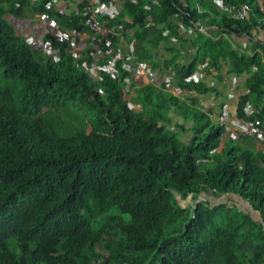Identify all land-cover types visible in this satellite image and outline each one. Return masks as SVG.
<instances>
[{"label":"trees","instance_id":"1","mask_svg":"<svg viewBox=\"0 0 264 264\" xmlns=\"http://www.w3.org/2000/svg\"><path fill=\"white\" fill-rule=\"evenodd\" d=\"M137 1L112 21L133 32L137 54L152 60L165 46L177 84L203 93L207 85L184 79L206 60L251 73L240 116L250 102L264 129V47L249 55L232 43V34L264 30V0H224L249 5L245 19L215 0ZM45 2L0 0V264H264V155L232 139L219 151L225 125L196 103L189 116L179 96L152 83L132 81L142 108L131 110L126 71L91 76L56 39L60 58L47 59L7 17L47 11ZM52 15L83 28L80 16ZM186 42L197 48L190 62ZM174 105L194 122L189 142L170 127Z\"/></svg>","mask_w":264,"mask_h":264},{"label":"built area","instance_id":"2","mask_svg":"<svg viewBox=\"0 0 264 264\" xmlns=\"http://www.w3.org/2000/svg\"><path fill=\"white\" fill-rule=\"evenodd\" d=\"M32 1L36 2L37 0ZM57 1L59 0L48 2L47 11L37 13L38 23H47L46 31L40 34L26 35L27 42L42 50L47 58L51 59L53 57L55 60L60 58L58 55L59 47L55 46L53 41L56 39L65 45V49L68 52H72L76 62H80V66L85 67L91 76H99L100 72L104 70L110 72L112 77L118 78L122 74V70L126 71L127 75L123 78L125 82L123 90L128 106L134 109H138L140 104H136L133 100L136 97V93L132 89L133 80L140 85H144L146 82L152 83L158 88H163L165 91L175 95L186 89L174 81L175 71L171 69L161 74L163 76L156 80L153 72L155 69L154 64L143 62L139 59L136 38L130 39L129 37V35H133V32L125 27L123 22H112L122 13L121 11H123L127 0H74L76 4L73 14L82 18V29L76 26L67 29L62 28L59 21L53 17L51 8L54 7L57 12H62L69 17L72 14H69L67 9L57 6ZM129 1L138 2L137 0ZM215 3L219 10L227 11L237 19H245L250 16L251 10L247 4L236 7L234 5H226L224 0H215ZM259 5L264 13V6H262L261 1H259ZM146 9L149 10L150 6L147 5ZM146 19L145 26L151 27L154 22L153 18L147 16ZM127 20L133 23L132 20ZM29 25V22H20L15 26V30L18 32ZM180 27L186 33L193 30L192 27H185L182 23H180ZM198 28L201 31H207V28L201 25ZM165 33L168 34L169 31L167 30ZM47 35H50L51 38H47ZM88 46L90 47L89 49ZM87 56L89 57L87 58ZM89 62H92V64ZM207 68H209L208 61L198 64L197 69L187 75L184 81L187 83L202 82L207 76ZM222 109L224 113L221 123L225 125L223 142H227L230 139L239 141L247 136H257L264 139V129L261 127L260 122L251 119L255 110L250 102L247 101L244 105L245 116L239 115L234 121L228 113V104L223 105ZM221 147L222 145H220L219 149Z\"/></svg>","mask_w":264,"mask_h":264},{"label":"crops","instance_id":"3","mask_svg":"<svg viewBox=\"0 0 264 264\" xmlns=\"http://www.w3.org/2000/svg\"><path fill=\"white\" fill-rule=\"evenodd\" d=\"M37 1H41V0H37ZM50 1L52 0H46L45 2L46 9H47V3ZM151 1L152 3H157V0L155 1L151 0ZM75 4H76V1L74 0H59L56 2L57 6L63 9H67L68 10L67 12L69 14L74 13ZM146 6L147 4L145 5V8ZM51 13H59V14L66 15L62 12H57V10L54 9V7L51 8ZM37 15L38 14L36 15L31 14L28 17L22 18L23 21L30 23L29 26H25L21 30L23 31L25 29L23 32L25 35H28V34L34 35V33L40 34L46 31L47 23L46 22L38 23ZM147 16H150V15H147ZM178 23L180 26L181 21L178 20ZM152 26H155V21L153 22L151 27ZM198 26L199 25H196V27ZM203 27L207 28V31L210 28L218 29L216 26H203ZM180 31L183 32L184 34L196 36L195 29H193L191 32L189 31V33H186L180 27ZM165 35H168V34L165 33ZM232 35L234 38L232 41L234 47L240 50L241 52H244L249 55L250 54L252 55L256 51L262 52L261 47H255V44H259L262 47H264V30L256 29V31L253 34L256 40L254 38H251L250 36H247V34H244V35L241 34L238 36H236L235 34H232ZM136 41H137V45H139L137 38H136ZM171 41L175 43L176 38L175 37L171 38ZM89 48L90 47L88 46V49ZM196 50L197 48H194L189 42L184 43L182 45L184 62H190L195 57ZM154 52H155L154 58H152V60H144L141 58V56L138 55L139 59L143 62H150L154 64L155 69L153 72L155 73L156 80H158L159 78L163 76L161 74H164L167 70L171 69L175 71V78H174V81H175L177 71L172 68L165 69L164 62L162 60L163 58L169 56V52L166 49V47L161 46L160 48L154 50ZM155 63L156 64L158 63L160 66H156ZM222 64L223 66H222L221 71H219L218 69L214 67H210V65H209V68H207V76L202 81V83L207 85V90L204 93L197 91L196 89H185L183 92L176 95L182 99L183 102L181 103V105L184 108L183 111L187 112L186 114H188L189 116L193 115V113L191 112V106L193 104L195 105L196 103V106H199L202 111L209 113L213 121H216V122H222L223 113H224V110L222 108H223V105L225 104H228L229 106L228 113L231 116L233 121L237 116L240 115L241 97L246 95L249 92V88L247 87L246 83L251 73H244L242 75H238V74H235L231 70V66L228 61H223ZM183 111L180 109V106L174 105L172 107V110L169 112V117L170 119H172L171 120L172 123L170 124V127L178 133L182 141L189 142L193 136L192 127L194 125V122L191 119H184ZM255 113L253 115H255ZM256 120L260 122V120L258 119ZM260 125H261V122H260ZM239 142L241 143V146L242 148H244V150H253L257 153H261L264 155V139L258 138L257 136H247V137L241 138ZM222 143H223L221 144L222 147L219 149V151H223L224 146L226 144V142H222ZM241 204L244 207L249 208L248 207L249 203L247 204V203L242 202Z\"/></svg>","mask_w":264,"mask_h":264},{"label":"clouds","instance_id":"4","mask_svg":"<svg viewBox=\"0 0 264 264\" xmlns=\"http://www.w3.org/2000/svg\"><path fill=\"white\" fill-rule=\"evenodd\" d=\"M9 18V20H10V22H11V24L14 26V29H15V26H17L20 22H24L23 20H22V18L21 17H15V16H12V15H9L8 16ZM22 29H20L18 32H16V33H21V34H23L24 35V37H25V39H26V35L23 33L24 32V30L23 31H21ZM16 31V30H15ZM21 31V32H20ZM48 36V35H47ZM47 38H49V37H47ZM27 41V40H26ZM28 44L29 45H31L29 42H28ZM31 46H33V45H31ZM56 46V45H55ZM34 47V46H33ZM58 47V46H57ZM35 48V47H34ZM36 49H38V48H36ZM38 50H40V49H38ZM42 51V50H41ZM43 52V51H42ZM59 52H60V47H59ZM70 54H71V56L73 57V55H72V52H69ZM43 54L45 55V53L43 52ZM58 55H59V53H58ZM46 56V55H45ZM89 56H87V58H88ZM46 58H47V56H46ZM74 58V57H73ZM47 59H49V58H47ZM51 59H53V57L51 58ZM74 62H76V60H75V58H74ZM81 67V66H80ZM148 82H146V84H147ZM133 86V85H132ZM123 89H124V87H123ZM102 89L100 88L99 89V92L100 93H104V91H101ZM123 94H124V100H127V98H126V96H125V92H124V90H123ZM136 104H140V103H137V102H135ZM129 107V106H128ZM130 108V107H129ZM142 108V106H141V104H140V107L138 108V109H134V108H130L131 110H134V111H138V110H140ZM222 144V143H221ZM219 150V149H218Z\"/></svg>","mask_w":264,"mask_h":264},{"label":"rangeland","instance_id":"5","mask_svg":"<svg viewBox=\"0 0 264 264\" xmlns=\"http://www.w3.org/2000/svg\"><path fill=\"white\" fill-rule=\"evenodd\" d=\"M188 200H190V199H188ZM188 200H182V202L186 205V204H189L190 202L188 201Z\"/></svg>","mask_w":264,"mask_h":264},{"label":"water","instance_id":"6","mask_svg":"<svg viewBox=\"0 0 264 264\" xmlns=\"http://www.w3.org/2000/svg\"><path fill=\"white\" fill-rule=\"evenodd\" d=\"M248 207L252 210L253 213H255V210L251 206Z\"/></svg>","mask_w":264,"mask_h":264}]
</instances>
